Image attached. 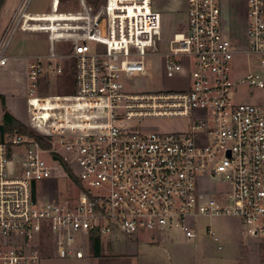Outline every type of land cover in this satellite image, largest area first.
I'll list each match as a JSON object with an SVG mask.
<instances>
[{
	"label": "built area",
	"instance_id": "built-area-1",
	"mask_svg": "<svg viewBox=\"0 0 264 264\" xmlns=\"http://www.w3.org/2000/svg\"><path fill=\"white\" fill-rule=\"evenodd\" d=\"M104 1L102 21L83 31L32 14V0H22L0 39V67L20 30L43 26L72 44L29 65L28 125L50 145L18 131L0 138V264H41L47 243L60 258L80 256L82 233H181L190 241L209 216L237 217L246 235L264 241V103L246 101L264 91V0H247L245 50L223 30L222 0H186L185 30L174 32L165 52L153 0ZM150 57L165 59L168 77L184 72L189 86L127 91L126 79L147 73ZM67 63L76 92L38 95L42 80L62 75ZM44 100L51 109H42ZM149 117L185 118L188 126L150 129ZM63 163L83 187L75 182L67 195L49 188L40 201L38 182L68 173ZM206 179L222 185L205 192Z\"/></svg>",
	"mask_w": 264,
	"mask_h": 264
},
{
	"label": "rangeland",
	"instance_id": "rangeland-1",
	"mask_svg": "<svg viewBox=\"0 0 264 264\" xmlns=\"http://www.w3.org/2000/svg\"><path fill=\"white\" fill-rule=\"evenodd\" d=\"M104 2V0H99L97 4H92L88 0H32L29 12L32 14H51L52 19L64 20L62 24L68 27L76 25V29L87 31L96 21H102ZM183 4L176 14L163 19V43L160 48L164 52L167 50L174 32L185 30L187 15ZM246 4L247 0H222V27L225 34L229 36L238 50L247 49L248 18ZM63 37L65 36L51 29L46 30L43 26L37 27L35 30H20L14 34L8 50L11 58L7 65L0 67V71L3 70L0 74V89L4 92L3 96L5 98L0 97V124H3L4 112L9 111L31 130L28 125L29 114L27 109V75L29 65L39 54L44 55V52L49 51V49L50 52L53 49L58 52H68L72 44L64 40ZM239 61L248 62L247 57H242ZM72 68L70 63H67L62 75H52L43 79L37 91L38 95L46 97L74 94L77 84L74 74L71 73ZM240 74H243V72H240ZM125 82L127 91L129 92L167 90L172 88L181 89L189 86V79L184 72L175 77L167 76L165 59L163 57H150L147 61V73L140 74L130 80L126 79ZM246 89V84H242L239 87L240 97L245 95ZM246 101L257 104L264 103V91H256L254 96L246 99ZM41 105L45 109L51 107L50 102L46 100ZM144 125L150 129L159 131L182 130L187 128L188 119L149 117L145 119ZM7 133L9 134V132ZM16 158L18 157L13 158L15 162ZM45 158L49 161L52 160L48 154H45ZM60 170L61 174L53 180L54 182H38L40 201L46 195L49 188L55 187L54 190L57 189L64 195L72 194L76 191L75 182L70 178L68 173L62 169ZM221 185L218 181L206 179L201 183V190L212 193ZM53 197L55 196L53 195ZM208 228H212L220 237L223 249L218 248V242L209 235ZM243 228V222L237 217H201L198 220L196 240L189 241L182 234H163L162 236H156L157 240L161 241L160 243H152L153 237L151 232L148 231H141L139 233L136 240L137 243L130 242L133 240L119 231L115 235L118 244L112 249L113 253L110 255L118 256L120 252L137 253V264H175L176 255L196 256L195 249L197 252L202 249L211 253V259L215 264H224L222 256H227V254H236V256L244 258V262L250 260L252 262L259 261L264 263V241L255 242L254 244L240 243L239 238H241ZM107 237L109 236H105V238ZM54 253L55 247L51 246L50 243L45 244V256L49 257ZM72 258L62 259L64 261L62 263L74 264L72 262L75 260ZM52 259L54 260H50L47 263L60 264L55 263L58 261L56 260L57 258Z\"/></svg>",
	"mask_w": 264,
	"mask_h": 264
},
{
	"label": "crops",
	"instance_id": "crops-1",
	"mask_svg": "<svg viewBox=\"0 0 264 264\" xmlns=\"http://www.w3.org/2000/svg\"><path fill=\"white\" fill-rule=\"evenodd\" d=\"M21 1L22 0H6L5 1L4 5L0 11V38L2 37V34L5 30L6 25L8 24V22L12 18L15 10L19 7ZM183 2H184V4H183ZM182 4L185 6V11H186V8H187L186 0H153L154 8L162 14L163 19H167V18L171 17L172 15L176 14L177 11L182 7ZM185 25H186V23H185ZM49 53H50V49H49V51H45L44 55L45 54L47 55ZM39 55H43V54H39ZM2 71H0V74ZM0 94L4 95V92L1 89H0ZM40 104H43V102ZM53 195L56 196V193L52 194V196ZM117 233H119V231H116L112 235H104V236L100 235L101 254L99 256L94 255V250H93L94 248H93V243L91 240L93 234L92 235H88L85 233L80 234L78 236V240L75 244V249L78 252H80L81 255L75 256L74 258L71 257L72 259L75 260L72 263H74V264H137V257H138L137 253H121L120 252L118 256L110 255L113 253L112 249L115 248V246H117V244H118L116 237H115V235ZM151 234L153 237V239L151 241L152 243H160L161 242V241L157 240L156 236H162L163 234H161V233L160 234L159 233H157V234L151 233ZM176 234L181 235V233H176ZM105 236H109V237L105 238ZM138 236H136L134 239L131 238V240H133V241H130V242L137 243L136 240L138 239ZM182 236H183V234H182ZM240 237H241V238H239L240 243H243V244H250V243L254 244L255 242H259V241L263 242L259 238L250 237V236L246 235L244 233V228L242 230ZM218 248H219V243H218ZM221 249H223V245H222ZM195 252H196V256L195 255L194 256L188 255V257H187L185 255H183V256L176 255L175 256V259H176L175 264H215L211 259V257H212L211 253H208L202 249L198 252L195 249ZM45 255L46 254H44L42 257L41 264H48L47 263L48 261L54 260L52 258H57L56 260H58V261H56L55 263H60V264L62 263L63 260H65L63 258H60L57 255L56 250L52 256L48 257ZM222 257L224 258L223 259L224 264H264V263L259 262V261L252 262L250 260H247L244 262V258L238 257V256H236V254H230V255L227 254V256H222ZM71 258H67V259H71ZM116 261H118V263H116Z\"/></svg>",
	"mask_w": 264,
	"mask_h": 264
},
{
	"label": "trees",
	"instance_id": "trees-1",
	"mask_svg": "<svg viewBox=\"0 0 264 264\" xmlns=\"http://www.w3.org/2000/svg\"><path fill=\"white\" fill-rule=\"evenodd\" d=\"M5 1L6 0H0V11H1ZM88 2L92 3V4H97L99 2V0H88ZM71 73L74 74V68L71 69ZM0 97L5 99L4 96L1 94H0ZM3 124H4V128H5V132L18 131L19 133H22V134H30V135L35 136L36 139L39 140L43 146L48 147L50 145L47 140H45L40 135L34 134L23 122H21L17 117H15V115L10 113L9 111L4 112ZM63 164H64V167L66 168L69 176L71 177V179L74 182H76L80 187H83L81 180L75 175V173L71 170V168L66 163H63ZM91 240L93 243L94 255L99 256L101 254L100 235L97 233L93 234Z\"/></svg>",
	"mask_w": 264,
	"mask_h": 264
},
{
	"label": "water",
	"instance_id": "water-1",
	"mask_svg": "<svg viewBox=\"0 0 264 264\" xmlns=\"http://www.w3.org/2000/svg\"><path fill=\"white\" fill-rule=\"evenodd\" d=\"M4 136H5L4 124H0V138L2 141L4 140ZM33 200H34V202L36 200V183H35V181H33Z\"/></svg>",
	"mask_w": 264,
	"mask_h": 264
},
{
	"label": "bare ground",
	"instance_id": "bare-ground-1",
	"mask_svg": "<svg viewBox=\"0 0 264 264\" xmlns=\"http://www.w3.org/2000/svg\"><path fill=\"white\" fill-rule=\"evenodd\" d=\"M46 101H47V100H46ZM48 101H49V100H48ZM49 102H50V101H49ZM51 104H52V102H50V106H51ZM51 107H52V106H51ZM51 107L48 108V109H45V108L42 107V109H43V110H49V109H51Z\"/></svg>",
	"mask_w": 264,
	"mask_h": 264
}]
</instances>
